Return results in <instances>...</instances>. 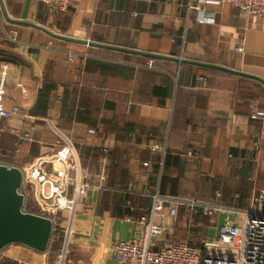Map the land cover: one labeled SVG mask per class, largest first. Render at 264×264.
<instances>
[{
  "label": "crops",
  "instance_id": "0c3cea01",
  "mask_svg": "<svg viewBox=\"0 0 264 264\" xmlns=\"http://www.w3.org/2000/svg\"><path fill=\"white\" fill-rule=\"evenodd\" d=\"M2 2L10 19L54 33L220 65L264 80V15L247 20L226 0H82L68 9L71 15L59 21L54 20V7L43 0ZM204 14L214 17V23L200 22ZM0 28L4 104L8 111L21 108L19 115L0 118V159L4 163L23 169L40 157L51 158L56 151L53 124L77 149L87 148L80 156L92 172L93 184L100 183L105 166L103 184L107 185L111 158L103 149L112 152L119 146L134 161L130 187L139 191L158 187L161 174L154 164L147 168L141 163L152 155L148 144L161 141L168 151L186 153L182 179L192 183L199 174L221 178L227 201L234 186H244L240 158L252 168V197L264 189V142L254 144L261 125L250 117L264 107V84L259 80L167 57L54 37L31 24L9 21L1 2ZM70 56L84 73L73 70ZM53 61L60 67H54ZM55 81L58 90L51 104L45 114H38L40 90ZM25 133L31 139H22ZM16 138L21 144L13 141ZM194 150L197 157L187 155ZM146 153L148 157H142ZM155 156L154 161L165 157L162 153ZM100 190L90 189L78 208L66 264H118L113 243L136 235L137 224L131 218L99 212ZM225 215L216 213L211 235ZM4 252L0 264H57L49 262L47 252L21 244H11Z\"/></svg>",
  "mask_w": 264,
  "mask_h": 264
},
{
  "label": "built area",
  "instance_id": "2783aa9c",
  "mask_svg": "<svg viewBox=\"0 0 264 264\" xmlns=\"http://www.w3.org/2000/svg\"><path fill=\"white\" fill-rule=\"evenodd\" d=\"M43 1L56 6L60 11H67L82 0ZM226 1L247 20L252 16L264 15V0ZM192 8L205 12L200 6ZM199 21L214 23L215 20L214 17L204 14ZM237 50L243 49L238 47ZM68 59L73 62V56ZM6 69L7 65H4V77ZM3 81L0 84V118L19 115L21 108L18 106L10 111L6 110V89ZM250 117L263 121L260 134L254 142L258 146L264 141V109L255 110ZM51 125L55 133L53 145L56 151L51 158L40 157L22 169L24 179L20 192L25 195V212L50 218L54 229L59 225L64 237L57 264H66L78 208L90 189L97 191L104 187L106 167L102 168L100 183L93 184L92 172L83 164L74 141ZM22 139H31L29 133H25ZM148 149L152 155H164L168 151L167 145L161 141L150 142ZM103 151L108 153L109 148L106 147ZM188 154L198 155L193 151ZM0 163L6 164L1 159ZM151 165L152 159L142 162L144 167ZM223 194L224 190L221 189L217 191L216 197L219 198ZM181 205L207 216L226 214L224 220L216 226L215 235L208 237L201 250L185 241H177L174 237V224ZM135 223L137 232L134 237L113 243L114 258L118 264H264V192L253 195L248 209H240L217 201L173 196L156 190L152 194L149 213L141 215ZM4 255V249L0 250V256Z\"/></svg>",
  "mask_w": 264,
  "mask_h": 264
},
{
  "label": "trees",
  "instance_id": "16d2710c",
  "mask_svg": "<svg viewBox=\"0 0 264 264\" xmlns=\"http://www.w3.org/2000/svg\"><path fill=\"white\" fill-rule=\"evenodd\" d=\"M53 7L52 13L55 21H59L66 15L70 14L69 10L60 11L56 6ZM1 36L2 32L0 28V37ZM72 64L71 67L74 71H76L77 68L82 69L81 65L76 64L75 61ZM53 65L54 67H60L56 62H54ZM57 90L58 81H55V83L44 84L40 90L39 99L36 104V112L38 114H45L51 104V99L54 97ZM261 92V95L264 96V87H262ZM261 109H264V107ZM256 120H258L262 128L263 121L261 119ZM13 141L16 144H21L20 140L17 138ZM262 142L264 141H261V143ZM86 149L87 148L84 146L79 147L78 150L81 156ZM193 152L195 153L197 151L194 150ZM156 154L150 155L149 153V159H152V165L154 164L155 171L161 174L160 184L156 188H148L146 191H139L135 186L131 185L132 187H130L129 185L128 178L131 177L130 172L134 165V161L129 157L128 152L117 146L112 152L109 150L108 153H105L107 157L111 158V165L108 167V183L100 190L98 202L100 213L108 211L110 216L114 218H131L135 221L139 219L141 215L149 213L152 194L156 190L173 196L217 201L220 204L234 206L240 209L249 208L252 199L251 192L254 190L251 185L254 180L252 179L253 174L251 165L246 164L242 158L239 159L238 163L240 174L242 173L241 176L245 179L244 186H234L232 191L229 192V196L231 195V197L227 201L225 198L226 192L221 197H216L217 191H220L225 183L221 178L210 177L208 174H199L196 181L192 183L182 179L184 157L186 153L167 151V153L164 154L165 157L163 160H161L160 157H157L156 161H154ZM194 156L197 157L196 155ZM142 157L147 158L148 153L144 154V156L142 155ZM234 157L235 152L232 153L231 158ZM251 189L252 191H249ZM261 192H264V189H258L256 193L259 194ZM237 194H239V196H237ZM215 216L216 214L213 216H207L201 213H195L190 207L181 205L179 207L178 217L174 224L175 239L177 241H185L200 250L203 249L208 237L213 236L211 233H214V231L211 230L216 224L214 221L216 218ZM63 237L64 234L59 229V225H56L46 251L49 254L50 263H54L58 260L63 248Z\"/></svg>",
  "mask_w": 264,
  "mask_h": 264
},
{
  "label": "water",
  "instance_id": "95a60500",
  "mask_svg": "<svg viewBox=\"0 0 264 264\" xmlns=\"http://www.w3.org/2000/svg\"><path fill=\"white\" fill-rule=\"evenodd\" d=\"M0 2L3 7L4 15L9 21L31 24L46 31L48 34L54 37L71 41H79L89 45L111 47L115 49L146 54L154 57H167L176 61L189 62L197 65L218 68L237 75L254 78L264 84V80L256 75L236 71L220 65L156 55L152 53L137 51L134 49L96 43L87 39H76L62 34L54 33L34 23L10 19L4 9L2 0H0ZM196 78L197 76L194 75L193 80H196ZM23 179L24 175L20 167L0 163V250L6 248L11 244H21L30 247L37 252L45 253L51 241L54 224L48 217L25 212L23 210L25 205V195L20 192L21 186L23 184Z\"/></svg>",
  "mask_w": 264,
  "mask_h": 264
},
{
  "label": "rangeland",
  "instance_id": "374dc122",
  "mask_svg": "<svg viewBox=\"0 0 264 264\" xmlns=\"http://www.w3.org/2000/svg\"><path fill=\"white\" fill-rule=\"evenodd\" d=\"M251 203V202H250ZM69 256V254L67 255V257Z\"/></svg>",
  "mask_w": 264,
  "mask_h": 264
}]
</instances>
